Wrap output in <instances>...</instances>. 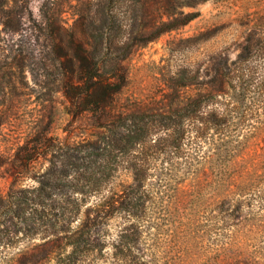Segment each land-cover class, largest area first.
Wrapping results in <instances>:
<instances>
[{
  "label": "rangeland",
  "instance_id": "1",
  "mask_svg": "<svg viewBox=\"0 0 264 264\" xmlns=\"http://www.w3.org/2000/svg\"><path fill=\"white\" fill-rule=\"evenodd\" d=\"M4 4L5 8L0 5L6 21L5 25L0 22V194L15 199L17 191H24L61 203L76 198L86 203L83 207H94L131 182V150L117 158L106 138L125 132L124 125L134 119L157 123L168 109L177 108L197 91L196 81L208 79L214 55L236 57L240 43L249 30L259 26L258 17L264 13V0H5ZM192 13L197 15L183 23ZM170 25L173 27L150 38ZM79 57H84L91 72L106 76L116 72L118 82L119 75H124L120 92L103 112L76 110L63 93L68 77L77 83ZM261 114L257 119L264 120ZM35 139L37 142L32 141ZM102 143L113 148L107 150L108 155H104ZM24 148L31 158L21 166L14 158ZM206 148L204 144L202 151ZM67 153L74 155L73 166L97 159L94 166L101 164L103 170L93 175L97 189L91 190L92 183L80 178L86 192L74 194L67 186L75 181L70 170L71 175L69 171L65 177L55 173L64 180V190L48 187L56 191L50 196L29 192L39 186L40 178L48 176L50 159L57 166L65 165ZM158 157L149 168L153 173L148 179L161 183L155 199L170 205L175 198L189 200L187 209L193 212V219L184 234L173 226L166 231H145L131 251H144L143 257L152 259L147 264H210L205 251L213 245L212 236L201 229L210 222L204 217L210 207L204 209L203 204L199 209L202 201L211 199L208 164L198 166L202 167L197 172L202 180L199 190L175 163L166 166L163 154ZM241 158L248 169L264 170V126L250 138ZM102 173L103 181L95 182ZM150 210L158 215V210L163 211L160 206ZM199 213L204 214L201 224ZM121 220H107L100 237L106 247L95 264H120L115 258L117 248L111 243L119 240L116 232ZM260 222L253 221L251 229L257 230Z\"/></svg>",
  "mask_w": 264,
  "mask_h": 264
},
{
  "label": "trees",
  "instance_id": "2",
  "mask_svg": "<svg viewBox=\"0 0 264 264\" xmlns=\"http://www.w3.org/2000/svg\"><path fill=\"white\" fill-rule=\"evenodd\" d=\"M4 1L0 0L3 8ZM196 15L190 14L183 23ZM3 17L0 15V22L5 25ZM258 22L259 26L249 30L248 37L240 43L235 58L213 56L208 79L196 81L197 91L177 108L168 109L157 123L134 119L124 125L125 132H117L111 140L106 138L105 143H111L116 150L115 157L130 150L132 154L128 164L131 182L114 191L110 198L94 207H83L86 203L76 198L61 203L24 191H17L15 199L0 194V264H95L106 247L100 237L106 230L107 220L113 217L122 218L116 232L119 240L111 243L117 248L115 258L120 264H147L152 259L143 257L144 251H131L145 231H166L173 226L184 234L193 219V212L187 209L189 200L175 198L170 205L155 199V189L161 183L148 182L153 173L149 168L155 166L160 154L166 166L175 163L183 177L192 178L199 190H202V180L199 181L197 172L202 167L198 166L208 164L206 182H209L211 199L205 203L200 199L199 209L203 204L204 209L205 205L210 208L205 215L199 213V222L201 224L202 215L210 220L201 228L212 236L213 245H208L205 251L210 264H264V170L248 169L246 161L239 160L250 138L264 126L263 118L257 119L261 111L264 115V13L259 15ZM172 27L161 28L150 38ZM255 34L258 35L254 40ZM79 58L82 62L77 83L72 76L68 77L63 93L76 110L103 112L120 92L124 75H119L118 82L116 72L108 76L100 71L91 72L84 57ZM204 84L207 87H203ZM204 144L207 148L202 151ZM97 147L100 148V144ZM112 147L103 145L104 155H108L107 150H113ZM25 150L15 154L14 160L21 166L31 158ZM79 150L82 149L77 147ZM66 157L65 165L59 166L55 165V159H50L48 176L40 178L39 186L29 192L40 191L50 196L56 191L48 187L64 190L61 178L71 170L75 181L68 182L67 186L74 194H82L86 189L80 184V178L92 183L94 173L103 172L101 164L97 167L93 164L97 159L73 166L74 155L67 153ZM79 158L84 159V156ZM114 161L115 158L112 163ZM56 172L62 177L55 175ZM103 177L104 173L95 182L103 181ZM90 186L91 190L97 189L93 183ZM151 206H160L163 211L158 210L161 213L158 215L150 210ZM9 211L11 214L7 217L1 216ZM255 220L261 222L253 231Z\"/></svg>",
  "mask_w": 264,
  "mask_h": 264
}]
</instances>
